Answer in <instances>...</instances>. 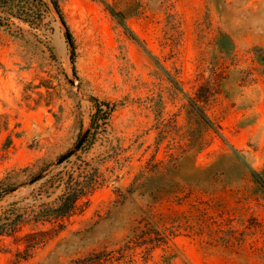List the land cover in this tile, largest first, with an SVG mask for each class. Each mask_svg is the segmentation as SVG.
Returning a JSON list of instances; mask_svg holds the SVG:
<instances>
[{
	"label": "rangeland",
	"instance_id": "obj_1",
	"mask_svg": "<svg viewBox=\"0 0 264 264\" xmlns=\"http://www.w3.org/2000/svg\"><path fill=\"white\" fill-rule=\"evenodd\" d=\"M55 1L0 0V264H264V0Z\"/></svg>",
	"mask_w": 264,
	"mask_h": 264
},
{
	"label": "trees",
	"instance_id": "obj_2",
	"mask_svg": "<svg viewBox=\"0 0 264 264\" xmlns=\"http://www.w3.org/2000/svg\"><path fill=\"white\" fill-rule=\"evenodd\" d=\"M50 2L52 3L56 14L59 16L60 20L63 22L62 15L60 13V9L58 7L57 2L55 0H50ZM68 36H69V40H71L70 35H68ZM75 200H76L75 191L68 192L66 194L65 198L63 199L62 205L59 208H57L56 210L58 212H60V214H64V213L68 212L70 206L74 203Z\"/></svg>",
	"mask_w": 264,
	"mask_h": 264
}]
</instances>
